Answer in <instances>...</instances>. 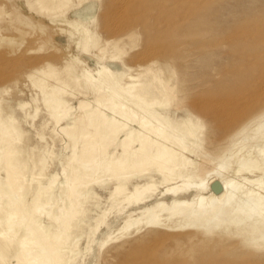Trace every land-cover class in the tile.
Here are the masks:
<instances>
[{"label":"rangeland","instance_id":"obj_1","mask_svg":"<svg viewBox=\"0 0 264 264\" xmlns=\"http://www.w3.org/2000/svg\"><path fill=\"white\" fill-rule=\"evenodd\" d=\"M263 127L264 0H0V264H41L34 225L61 235L68 264H264ZM130 131L175 150V170L139 162L118 180ZM216 170L236 192L225 223L188 230L158 209L148 224L167 188L209 206ZM151 180L149 203L126 201Z\"/></svg>","mask_w":264,"mask_h":264},{"label":"bare ground","instance_id":"obj_2","mask_svg":"<svg viewBox=\"0 0 264 264\" xmlns=\"http://www.w3.org/2000/svg\"><path fill=\"white\" fill-rule=\"evenodd\" d=\"M200 32H201V30H200ZM100 75L102 77H104L107 81L111 80L109 78L110 77V71L107 69H104V71H102L100 73ZM202 100H204V99H202ZM58 103H59V101H58ZM136 111H138V110H136ZM79 114H81V112ZM95 115H96V112H91V114H90L91 117H94ZM253 121H255V119ZM111 122H112V126H111L112 128H111V134L110 135L114 134L115 137L118 138L119 134L126 127L121 126L120 120H118V118L116 119L115 117H112ZM250 123H252V122H250ZM94 127L97 129L99 127V124L94 125ZM253 129H255V128H253ZM263 129H264V127H263ZM262 130L260 129V131H262ZM260 131H257V132H260ZM160 132L165 133L166 136H168L170 133L174 134L176 136L177 140L182 141V135L174 129L171 131V130H168L167 127L160 126ZM150 133L144 132V133H141L139 135V134H136L135 131H130L128 133V135L125 138H123V140L121 141V145H120L123 153H122L120 159H116V160L112 161L109 165L111 167L108 166L109 168L113 169V172H115V176L118 180L124 178V177H121V175H123V174L119 171L129 169V168L133 167L134 165H138L139 162L141 163V162L151 161L152 163L159 165V167H161V165L162 166L166 165L167 169L171 168V169H169V170H171V172L175 170V168L177 167V152L175 150H171L166 144H163L161 142L155 143L153 141V139L151 138ZM154 134L156 136L159 135V133L158 134L154 133ZM165 140L168 141L169 138L166 137ZM136 144L139 146V149L137 151H134L132 148ZM241 163H242V161H241ZM248 163H249V167H250L249 161L246 163V166L248 165ZM229 164H230V162H229ZM215 166H217V165H215ZM242 167H244V166H242ZM221 168L223 169L222 164H221ZM224 169H225V166H224ZM164 172L161 171V173H160L161 176L164 178L163 183H162L163 185L165 183L171 182L174 179L171 176L165 175ZM212 173L214 175H217V176L215 179H212V181L209 183V185L211 186L216 181H220L222 183V186H223V191L219 195L214 196V199H212L211 204L209 206L204 203L205 202L204 198H200L197 202L180 200V198L182 196H184L186 194V192L184 190L180 189V187H178V186L167 188L163 192V196L164 197H166V196L173 197L174 198L173 204L171 206H168L165 203H160L157 206L146 208L144 213H145V216L148 220L147 221L148 224H150V225L156 224L157 219H158V215L156 212L158 209H161V211H163V212L169 213L171 215V217H177V216L183 217L185 220L188 221V224L186 227L188 230H199L202 228L212 229L214 227H218L221 224L225 223V219L223 217L224 216L223 210L225 207H230L232 205L233 197L236 193L234 190V186H233L234 182H233V184L222 182V180H221L222 174L217 170L213 171ZM144 177L147 178V176H142V178H144ZM151 179H153V178L151 177ZM55 180H56V178L51 180L52 186L55 183ZM184 186H187L188 187V188L186 187L187 189L192 188L191 186H188V185H184ZM159 189H160V187L155 185L154 182L151 180L143 186L136 187L135 192L132 193L131 195H129L125 199L129 203H131L133 201L134 204L138 207L144 206L151 201V198L159 191ZM43 191H44V189L41 188L38 196L40 194H42ZM127 191H128L127 186H125L124 184L123 185L120 184L119 186H117L115 188V191H113L112 199L114 200L116 197H119L120 195L127 194ZM245 201H243V202H245ZM248 202H250V201H247V203ZM247 203H246V205H248ZM251 204H252V202H251ZM233 210H234V212H236V209H233ZM9 219H11L10 215L8 216V220ZM105 220H106V212L104 213L102 221H97L96 226L92 229V236L96 235L99 232V230H100L101 226L104 224ZM130 227L131 226L128 223L123 228V230L129 229ZM32 232H33V241L34 240L38 241L40 244L38 248H40L39 250H42L41 252L39 251L41 253V256L43 257V259L40 262L41 264H68V262H69V261H67L68 258L64 254H62V249L59 250V247H61V245H62V238L60 237L61 235L51 239V236L49 235L48 230L41 225L32 226ZM22 244L23 245L27 244V241L24 240L22 242ZM18 245H20V246L18 248L19 252L17 253L16 258L19 260L20 263L21 262H27V260H29L30 255L33 253V250L27 252V251H24L22 249V247H21L22 245L20 243ZM34 249H37V248L34 247ZM34 261H36V260H34ZM36 263L37 262H34V263L31 262L30 264H36Z\"/></svg>","mask_w":264,"mask_h":264},{"label":"water","instance_id":"obj_3","mask_svg":"<svg viewBox=\"0 0 264 264\" xmlns=\"http://www.w3.org/2000/svg\"><path fill=\"white\" fill-rule=\"evenodd\" d=\"M214 186H215L216 189H218L219 184L216 182V183L214 184Z\"/></svg>","mask_w":264,"mask_h":264}]
</instances>
